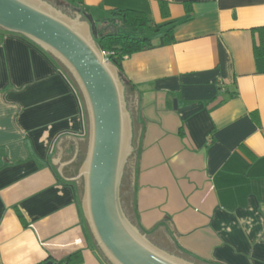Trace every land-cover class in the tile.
Instances as JSON below:
<instances>
[{
    "label": "crops",
    "instance_id": "0c3cea01",
    "mask_svg": "<svg viewBox=\"0 0 264 264\" xmlns=\"http://www.w3.org/2000/svg\"><path fill=\"white\" fill-rule=\"evenodd\" d=\"M116 8L146 12L156 43L175 26L173 43L123 60L135 149L122 183L127 215L194 264H264V55L255 53L264 0H81L78 9L98 36ZM68 72L0 29V264L72 254L69 264H108L84 216L82 174L66 179L79 175L90 138ZM75 153L64 178L58 167Z\"/></svg>",
    "mask_w": 264,
    "mask_h": 264
},
{
    "label": "water",
    "instance_id": "95a60500",
    "mask_svg": "<svg viewBox=\"0 0 264 264\" xmlns=\"http://www.w3.org/2000/svg\"><path fill=\"white\" fill-rule=\"evenodd\" d=\"M91 19L80 9L68 14L46 0H0V29L26 38L59 60L83 96L90 122L88 153L79 175L66 179L82 174L84 216L105 260L108 264H194L156 245L124 209L122 183L135 151L133 115L125 82L100 48ZM59 143L55 164L62 153ZM76 153L60 164L61 175L62 166Z\"/></svg>",
    "mask_w": 264,
    "mask_h": 264
},
{
    "label": "trees",
    "instance_id": "16d2710c",
    "mask_svg": "<svg viewBox=\"0 0 264 264\" xmlns=\"http://www.w3.org/2000/svg\"><path fill=\"white\" fill-rule=\"evenodd\" d=\"M63 1L73 9L80 8L81 0ZM187 6L189 8V5ZM111 13L112 16L106 19L107 25L103 27V32L97 36V42L100 48L107 52L108 59L117 67L121 74H123V60L125 57L137 51L170 44L175 41L174 25H170L166 28L157 43L153 41V37L150 38L147 35L144 36L143 28L147 29L151 27V29L155 31L158 30V27H152V21L146 12L116 8L113 9ZM119 23H122L120 24L121 26H118ZM110 24H114L115 26H109ZM130 26H133L135 29H130ZM136 30L137 33H134ZM255 53L257 56L264 55V33L261 37L260 44L255 47ZM69 75L72 76L70 73ZM76 255L78 254H72L63 260L58 261L57 264H69L74 262L76 260ZM39 264L45 263L42 262Z\"/></svg>",
    "mask_w": 264,
    "mask_h": 264
},
{
    "label": "rangeland",
    "instance_id": "374dc122",
    "mask_svg": "<svg viewBox=\"0 0 264 264\" xmlns=\"http://www.w3.org/2000/svg\"><path fill=\"white\" fill-rule=\"evenodd\" d=\"M46 1H48V2H50L52 4H54V5H57L60 8H63L68 14L72 13L70 10L73 9V8L71 6H69V5H67L63 0H46ZM120 24H122V23H119L118 26H121ZM109 26H115V25L114 24L113 25L110 24ZM131 28L135 29L133 26H130V29ZM107 29H109V28H107ZM143 32L142 33H143L144 36L147 35L150 38L153 37L152 33L154 32V30H152L151 28H147V29L143 28ZM134 33H137V30Z\"/></svg>",
    "mask_w": 264,
    "mask_h": 264
},
{
    "label": "built area",
    "instance_id": "2783aa9c",
    "mask_svg": "<svg viewBox=\"0 0 264 264\" xmlns=\"http://www.w3.org/2000/svg\"><path fill=\"white\" fill-rule=\"evenodd\" d=\"M103 52H104L105 57L108 58V54H107V52H105V51H103Z\"/></svg>",
    "mask_w": 264,
    "mask_h": 264
}]
</instances>
